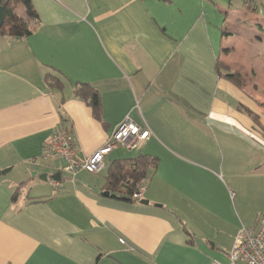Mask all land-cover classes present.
<instances>
[{
  "label": "crops",
  "instance_id": "obj_1",
  "mask_svg": "<svg viewBox=\"0 0 264 264\" xmlns=\"http://www.w3.org/2000/svg\"><path fill=\"white\" fill-rule=\"evenodd\" d=\"M31 2L37 16L22 0L15 11L33 32L0 33V264L227 262L239 230L264 215V0ZM219 59L257 88L220 75ZM76 83L100 92V119ZM126 118L152 135L115 147L100 172L73 176L46 157L58 129L85 159ZM140 154L157 161L142 197L105 195L111 162Z\"/></svg>",
  "mask_w": 264,
  "mask_h": 264
},
{
  "label": "trees",
  "instance_id": "obj_2",
  "mask_svg": "<svg viewBox=\"0 0 264 264\" xmlns=\"http://www.w3.org/2000/svg\"><path fill=\"white\" fill-rule=\"evenodd\" d=\"M12 1H16V4L17 2L21 3V0H0V4L5 7V24L6 26L10 24L14 25L18 32H21L22 35L28 36L33 32L30 21L17 16L15 7H11ZM22 3L31 17L37 16L31 0H22ZM14 16L17 18L16 22L13 20L15 18ZM0 33H5V29H0ZM217 69L220 75H223V77L229 79L241 88H245L248 84L254 81L255 74L250 75L243 69H234L221 59L217 62ZM44 79L52 89L63 90L65 88V80L56 72H47ZM73 92L76 97L91 106L94 115L100 119L102 115L100 92L89 83H76ZM62 101H64V98ZM246 111L257 119L258 115L254 112L249 109H246ZM156 164V159L143 154L135 157L113 160L106 170L105 190L109 191V196L113 198L124 201H137V198H133L134 193L139 190L141 184H145L146 179L151 173V170L155 168ZM19 192L20 189H18L13 197L16 198Z\"/></svg>",
  "mask_w": 264,
  "mask_h": 264
},
{
  "label": "built area",
  "instance_id": "obj_3",
  "mask_svg": "<svg viewBox=\"0 0 264 264\" xmlns=\"http://www.w3.org/2000/svg\"><path fill=\"white\" fill-rule=\"evenodd\" d=\"M149 127H143L126 118L112 134L111 141L97 149L89 157L78 156V144L75 135L68 129H58L52 133L46 148V157L57 155L66 161V171L76 176L80 171L97 173L105 167V156L117 146L129 149L139 148L150 136ZM144 184L134 193L133 198L140 199L144 192ZM228 261L214 259L212 264H264V215L260 217L258 227H242L231 250L227 254Z\"/></svg>",
  "mask_w": 264,
  "mask_h": 264
},
{
  "label": "rangeland",
  "instance_id": "obj_4",
  "mask_svg": "<svg viewBox=\"0 0 264 264\" xmlns=\"http://www.w3.org/2000/svg\"><path fill=\"white\" fill-rule=\"evenodd\" d=\"M11 7H16V10L18 9V11H20V12L22 13V7H21V5H20L19 2H17V4H16V1H14ZM2 29H3V28H2ZM230 37H231V36H225V38H230ZM235 43H236V44H241V39H239V37H237ZM256 47L259 48L261 51H264V47H263V44H262L261 42H259V43L256 45ZM239 62H240V61H239ZM251 62H253V59H251L250 61H246V63H248L249 65H251ZM256 64L258 65L259 62H256ZM239 67H244V68H245V66H242V65H239ZM254 80H258V76H257V77L254 76ZM255 82H256V81H255ZM249 85H252V86H253V87H251V88H257V86L254 85V82H253V83L251 82V83L248 84L247 86H249ZM39 178H40V177H39ZM30 188H32V186L27 185V186L25 187L24 191L27 193L28 190H29Z\"/></svg>",
  "mask_w": 264,
  "mask_h": 264
},
{
  "label": "water",
  "instance_id": "obj_5",
  "mask_svg": "<svg viewBox=\"0 0 264 264\" xmlns=\"http://www.w3.org/2000/svg\"><path fill=\"white\" fill-rule=\"evenodd\" d=\"M4 25H5V7L0 4V29H2ZM53 177L54 179H56V177L60 179V174H57V176H53ZM41 178L47 181V174H43ZM104 194L109 196L110 192L105 191ZM148 202H149L148 200H142V203H148Z\"/></svg>",
  "mask_w": 264,
  "mask_h": 264
}]
</instances>
